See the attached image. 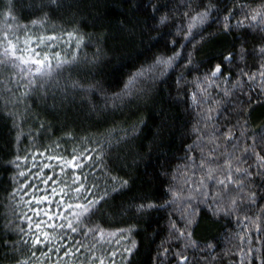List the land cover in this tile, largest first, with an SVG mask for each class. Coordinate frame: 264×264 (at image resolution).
Returning a JSON list of instances; mask_svg holds the SVG:
<instances>
[{"label":"trees","instance_id":"16d2710c","mask_svg":"<svg viewBox=\"0 0 264 264\" xmlns=\"http://www.w3.org/2000/svg\"><path fill=\"white\" fill-rule=\"evenodd\" d=\"M204 2L208 3L209 0ZM211 2L215 3V0ZM198 3L199 0H192L193 7ZM226 3L227 7L220 15L223 17L228 10L234 9L236 15L231 23L235 24L244 19L243 12L238 7L234 8L235 5L244 4L248 6L245 10H250L264 4V0H226ZM153 5L161 6L155 21L151 19ZM186 10L182 0H151V3L149 0H57L56 3H52V0H0V37L10 30L21 40L25 31L36 36L55 35L60 37L53 44L55 51L61 53V58L71 60L73 55H77L81 61L77 65H65L54 72L47 82H41L43 86L40 87H29L28 79L22 77L19 69L11 65L0 66V264H18L25 260H30V264H99L100 259L105 264H113V260L115 264H127L129 258L132 264H155L154 257L162 242H166L164 247L171 248L173 253L182 251L188 257L189 264H261L259 257L264 255V231H257L256 226L257 217H261L264 226V165L255 155L244 154V149L253 143L254 136L264 131V79L257 71L261 62L257 55L241 57L240 49L253 53L264 43L260 40L264 32L248 28L245 34L244 30L233 29L225 35L222 23L219 26L213 24L203 32L207 40L194 52L191 70L184 69L188 59L185 52L176 71L170 73L166 82L156 85L148 96L126 107L118 106L115 111L112 101L106 99L120 91L123 82L146 57H154L163 51L162 40L156 47H151L149 43L150 40L155 43L154 37L169 31L166 26L156 27L159 17L167 11L173 18H182ZM33 20L39 23L33 26ZM171 31L175 33V27ZM67 32L83 37L84 44L80 49H76L74 41L65 42L68 40ZM166 39L170 41L173 37ZM176 39L182 42L183 33ZM196 39L200 40L201 37ZM179 49L180 43H177L175 49L166 55H172L173 51ZM188 51H192V45L188 46ZM233 51L236 52L234 61L224 65V76H229L231 69L230 80L225 83L224 76H221L209 88L210 100L205 102L197 93L200 104L192 103L191 95L196 92L194 83L178 91L176 81L181 73H184L185 81H195L197 77L210 74L214 66ZM97 53L99 59L93 65L90 61L97 58ZM241 70L249 75L257 73L255 81H249L247 76H238ZM238 80L240 83L233 88ZM73 82L80 87H73ZM96 85L103 90L98 88L91 93L82 90ZM225 88L232 89L228 97L223 96ZM214 100L222 101L220 111L215 113L214 124L223 130L215 141L219 144L215 155L220 157L219 163L223 165L225 158L222 154L225 151L232 153V175L243 182L242 188L230 184L231 191L222 201L229 204L233 199L237 200L238 209L231 215H214L210 210L215 207L212 196L207 198V203L200 204L199 200L203 197L195 191L204 174V170L199 169L201 148L197 145H204L205 154L208 148L215 147V144H209V137L204 136V131L210 129H205V123L198 113L214 108ZM165 120L167 124L161 131L160 126ZM133 126L138 130L136 137L127 143L121 142L119 148L106 151L94 173L101 177L97 196L103 195L105 190L111 191L113 186L103 178L105 173L129 180L131 190L114 201L109 199L101 212L87 222L86 228L99 225L106 233H117L120 229L135 227L138 234L133 232L128 239L118 234L101 240L95 233L85 237L82 233L65 235L61 232L64 245L61 251L49 252L48 247L41 245L35 258L22 243H17L14 249L13 243L20 238L19 228L25 231L29 228L28 222L20 217L33 215L24 203L31 199L30 196H24V200H21V191L16 193L15 199L12 198L14 190L24 183V177H17V172L35 173L48 163L53 168L43 169L44 175H56L60 168L55 161L47 159L48 156L60 155L71 159L74 149L79 154L85 149L98 148V142L113 129V140H119L126 132L130 134ZM229 129L233 130L235 138L231 143H226L223 133ZM241 131L245 132L244 136H241ZM201 136L204 137L202 142L198 139ZM189 145L194 150H189ZM233 145L238 147L234 149ZM40 153L45 155L40 156ZM17 155L22 158L27 155V167L16 169L8 163ZM91 155L95 157L100 153L93 152ZM186 157L192 158L194 164ZM236 157H241L238 164L235 163ZM33 162L35 168L32 167ZM235 167L247 169L250 175L235 173ZM83 172L87 174L90 169L85 168ZM71 175L72 170L68 169L63 178L70 180ZM217 175L224 178L220 173ZM207 183L212 193L219 190L212 181ZM28 184H37L41 189H47L49 194L51 188L55 187L51 184L46 186L31 176ZM170 185L182 197H195L191 204L196 206L193 219L198 222L187 231L192 232L191 239L198 247L185 248L186 240L169 236V219L176 221L179 228L184 227L181 214L188 209L184 200L159 213L153 212L150 222L143 219L138 221L134 210L125 212L120 207L121 204L127 206L134 196L150 198L146 201L136 200L135 204H163L172 199L171 193L166 191ZM252 193H255V204L246 198ZM50 199L55 201L59 198L50 195ZM43 208L49 210V214L58 211L55 203H45ZM61 222L54 219L50 223L59 225ZM133 240L137 242L138 251L127 257L124 249ZM209 244L213 246L211 249L207 247ZM58 246L56 243L51 245L53 249ZM78 248L80 251H76ZM159 250L163 251L162 248ZM66 251H71L72 255L66 257ZM93 252L99 259H92ZM113 252L117 253L114 258L110 256ZM42 253H47V256ZM163 264L177 262L166 260Z\"/></svg>","mask_w":264,"mask_h":264},{"label":"snow or ice","instance_id":"6c2138e0","mask_svg":"<svg viewBox=\"0 0 264 264\" xmlns=\"http://www.w3.org/2000/svg\"><path fill=\"white\" fill-rule=\"evenodd\" d=\"M56 2L57 0H52V3ZM149 3H151V0H149ZM182 6L187 9L182 14V18L180 16L173 18L167 11L164 15L159 17L156 27L166 26L169 28V31L162 33L159 37H154L153 40H155V43H152L151 40L149 43L151 44V47H156L162 40L163 51L154 57H146L140 67L130 73L127 80L123 82V86L120 88V91L114 93L110 97H106V99L112 101L113 111H115L118 106L126 107L137 102L141 98L148 96L156 85L166 82V78L170 75V73L175 72L180 66L178 62L184 59L185 52H187L188 59L184 64V69L185 71L191 70L193 66L194 52L198 50V46H201L202 42H206L207 40V38L203 36V32L213 24L219 26L222 23L223 33L225 35L231 33L233 29L244 30L245 34H247L246 30L248 28L258 29L260 32H264V4L250 10H245L248 9L247 5H235L234 8H240L244 14V19L238 20L235 24L231 23L232 18L236 15L234 9L228 10V14L223 17L220 15V13H222L227 7L226 0H215V3L211 2V0H209L208 3H205L204 0H199V3L196 4L195 7L192 5V0H186V2L185 0H182ZM145 7H147V5ZM199 8H202L203 10H197ZM160 12L161 6L153 5L151 19L155 21L156 14ZM245 21H251V23L246 24ZM31 23L33 26H36L39 22L33 20ZM172 27H175V33L171 31ZM23 28H26V26H23ZM152 30L155 29L153 28ZM121 31H124V29H121ZM181 33H183L182 42L176 39V37H179ZM65 35L68 37V40L65 42L71 43L74 41L76 49H80L84 44L83 37H78L73 32H67ZM168 36H172L173 39L169 41L166 39ZM198 36L201 37L200 40L196 39ZM58 40H60V37L55 35L36 36L27 31H25L23 40H21L19 36L14 35L13 31H6L4 35L0 37V66L11 65L12 68L19 69L22 77L28 79L29 87L34 85L38 87L43 86L41 82H47V80L53 76L54 72L63 69L65 65H77L81 62L77 55H73L71 60L62 59L61 53L55 51V46L53 44V42ZM260 40L264 42V35L260 36ZM177 43H180V49L173 51L172 55H166L168 51L175 49ZM189 45H192V51H188ZM240 54L241 57L245 55H257L261 61L257 71L259 76L264 79V43H262L258 49H254L253 53H246L245 50L241 48ZM95 55L97 58L90 61L93 65L96 64L99 59L98 53ZM235 56L236 52H229L227 56L223 57L220 63H217L214 66L210 74L206 73L202 78L197 77V79L192 82L185 81L184 73H181L176 81L178 91L181 90L183 86H186L189 83H194L196 86V92H193L191 95L192 103L194 105H199V98H202L205 102H207L211 99L209 88L212 87V85H214L221 76H224V65L232 64ZM53 61L55 62L54 64ZM230 74L231 69L229 68V76H224L225 83L229 82ZM256 75L257 73L249 75L243 70L238 73V76H247L248 80L253 82L256 79ZM181 82H183V85ZM239 83L240 81L238 80L236 84H233V88H235ZM73 87L80 86L76 82H73ZM98 88L101 91L103 90L99 85L84 88L82 90L84 92L91 93ZM217 90H219L218 86ZM197 93L199 94V98ZM231 94L232 89L225 88L223 90L224 97H228ZM185 96H187V94H185ZM117 102H119V105ZM212 103L215 105L214 108H208L206 111L202 110L198 113L200 120H203L205 123V129H210L208 131H204V136L209 137V144H215V147L208 148V153L205 154L204 145L202 143L197 145V147L201 148V163L199 165V169L204 170V174L198 181L199 186L195 191L198 193V196L203 197L199 200L200 204L207 203V198L210 195L212 196L215 207L210 208V210L213 211L214 215L219 213L231 215L238 209L237 200L233 199L229 204H223L222 201L224 196L231 191L229 188L230 184H236L242 188L243 182L241 180H237L232 175V153L225 151L222 154L225 158L223 165L219 163L220 157L215 155L217 149L219 148V144H216L215 141L223 132L221 128H218L214 124V121L216 120L215 113L220 111L222 101L214 100ZM166 124V120L162 121L160 126L161 131H163ZM114 131V129L110 130L107 135L98 142L100 145L98 148H92L90 150L85 149L79 154L74 149L71 159H67L66 157L60 155L48 156L47 159L55 161L56 165L60 168V172L56 175H44L43 169L53 168V165L48 163L43 164L40 170L35 173H32L31 171L17 172V177H24V183H21L19 187L14 190L12 198L15 199L16 193L21 191L23 192V195L20 197L21 200H24V196H30L31 199L24 201V203L29 206V211H31L33 215L29 216L25 214L20 217L28 222L29 228L27 231L23 228H19L18 231L20 233V238L17 242L13 243L14 249L16 248L17 243H22L26 248L31 250V257L35 258L38 246L41 245L48 247L49 252L53 250L56 252L61 251L64 247L61 242V232L65 233V235L82 233L85 237L95 233V235L101 240H104L107 237H114L118 234L123 238L128 239L133 232L138 234V229L135 227L120 229L117 233H106L103 228L99 227V225L92 228H86L87 222H89L98 212H101L102 207L107 205L109 199L114 201L118 196L131 190L129 180H121L117 176H110L105 173L103 178L110 181L113 185L111 191L105 190L103 195H96L97 191L100 189L101 177L95 176L94 173L98 163L103 160L106 151H110L113 147L119 148L121 142L127 143L138 134L137 128L133 126L130 134L126 132L124 136L119 137V140L114 141ZM244 135L245 132L241 131V136ZM203 138L204 137L201 136L198 139L202 142ZM234 138L235 136L232 129H229L227 133H223V139L226 143H231ZM188 147L189 150H194L191 145ZM236 147L238 146L233 145L234 149ZM57 148H59V145H57ZM93 152H99L100 155L93 157L91 155ZM262 153H264V131H261L259 135L254 136L253 143L244 149V154L255 155L256 159L264 165V155H262ZM44 155V153H40V156ZM33 157H35V154H33ZM186 158L194 164V160L192 158ZM240 160L241 157H236L235 163L238 164ZM8 163L10 165H14L16 169L27 167V155L23 158L17 155L15 159L9 161ZM32 167H36L34 162ZM85 168H89L90 172L85 174L83 172ZM68 169L72 170V175L70 180H65L63 177L67 175ZM225 170H227L226 174ZM234 171L235 173L250 175L247 169H242L240 167H235ZM217 173L224 175V178L221 179ZM29 176L35 180H39L46 186L51 184L55 185V187L51 188V192L49 194L47 189H41L37 184H28ZM17 177H13V179L15 180ZM89 181H91V183H89ZM208 181H212L213 184L217 186L219 190L216 193L211 192V186L207 183ZM26 184H28L27 187H25ZM57 188L59 191H57ZM29 189H32V191H29ZM166 191L171 193L172 199L166 200L163 204L154 202L135 204L134 202L136 200L146 201L150 198L147 196H134L131 197L129 202H127V206L121 204L120 207L124 208L125 212H132L134 210L135 218L138 221L143 219L145 222H150L153 212L159 213L170 205L176 204L177 201L184 200L185 203L188 204L186 213L182 212L181 214V220L185 221L184 227L183 229L179 228L176 221L169 219V236L177 240H186L187 242L184 245L185 248L198 247V244L191 239L192 232L187 231L198 222L193 219L195 215L193 209L196 206L191 204V201L195 199V197H182L178 195L177 191L173 190L172 185H170ZM50 195L52 197H58L59 199L53 201L50 199ZM90 196L93 198H89ZM246 198L255 204V193L250 194ZM45 203H55L58 211L55 214H49V210H45L43 208ZM239 210L243 211V209ZM34 217H39L41 219L35 220ZM42 217H47V219L45 220ZM54 219H59L62 222L59 225L50 223ZM47 229H51L52 231L49 232ZM256 230L264 231V226H262L261 223V217H257ZM125 233L128 235L124 236ZM54 243L59 244V246L55 249L51 247ZM165 243L166 242H162L161 245L158 246L157 254L154 257L155 264H163V261L166 260H175L177 264H189L188 257L185 256L182 251L173 253L171 248L164 247ZM81 246L83 247V245ZM207 247L211 249L213 246L209 244ZM160 248H162L163 251H160ZM76 251H80V249L78 248ZM137 251L138 245L134 240L131 242L129 247L124 249L127 257H131ZM42 254L47 256V253ZM70 255H72L71 251L65 252L66 257ZM116 255V252L110 254L113 258ZM92 259H99L95 257L94 252L92 254ZM259 259L261 264H264V255H261ZM18 264H30V260L20 261ZM99 264H105V261L100 259ZM113 264H115L114 260ZM127 264H132V260L130 258L127 259Z\"/></svg>","mask_w":264,"mask_h":264}]
</instances>
